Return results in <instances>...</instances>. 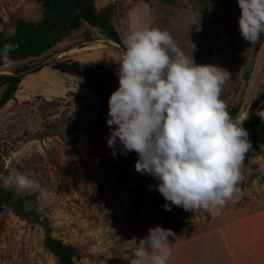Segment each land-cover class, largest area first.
<instances>
[{
  "label": "rangeland",
  "instance_id": "1",
  "mask_svg": "<svg viewBox=\"0 0 264 264\" xmlns=\"http://www.w3.org/2000/svg\"><path fill=\"white\" fill-rule=\"evenodd\" d=\"M94 2L97 8L115 5L113 23L121 43L83 22L50 51L0 65V74H15V69L27 64L41 67L23 71L14 97L0 108V181L13 169L36 173L54 193L49 202L38 205V212L50 223L54 237L78 247L81 257L76 264H130L139 241L150 228L162 226L165 213L148 207L149 194H139L135 164L123 167L129 153L124 154L119 141L115 149L108 146L109 126L100 133L91 124L98 114V101L84 78L59 72L52 61L77 60L101 73L118 75L128 33L145 25L168 30L197 65H215L230 73L221 98L232 117L248 112L250 119L259 117L255 113L264 107V97L252 106L264 94V40L256 50L258 41L253 45L241 36L238 0ZM18 17L40 19L41 4L38 0H0V31H14ZM3 89L0 84V95ZM76 111L80 114L76 128L66 122L56 129L47 127L51 119ZM256 140L259 150H249L248 164L243 163L242 194L218 214L171 205L184 223L173 231L175 237H169L174 250L168 264L233 263L231 250L222 248L219 226L235 223V217L257 209L264 214V126ZM44 239L41 224L26 221L9 207L0 208V264H56ZM260 244L264 246V241Z\"/></svg>",
  "mask_w": 264,
  "mask_h": 264
},
{
  "label": "clouds",
  "instance_id": "2",
  "mask_svg": "<svg viewBox=\"0 0 264 264\" xmlns=\"http://www.w3.org/2000/svg\"><path fill=\"white\" fill-rule=\"evenodd\" d=\"M241 36L253 45L264 33V0H238ZM125 51L118 71L119 87L109 98L107 144L117 141L125 155L136 152L135 169L159 183L164 208L219 213L238 198L245 180V154L251 148L243 123L232 117L221 98L230 73L215 65H197L168 30L145 25L123 39ZM18 45L5 43L0 60L11 63ZM264 120V107L255 113ZM115 156V151H113ZM0 187L16 196L36 194L37 203L49 202L54 193L35 172L13 169ZM151 187V186H149ZM26 210L31 204L25 203ZM139 241L130 264H168L175 237L171 229L150 228Z\"/></svg>",
  "mask_w": 264,
  "mask_h": 264
},
{
  "label": "trees",
  "instance_id": "3",
  "mask_svg": "<svg viewBox=\"0 0 264 264\" xmlns=\"http://www.w3.org/2000/svg\"><path fill=\"white\" fill-rule=\"evenodd\" d=\"M42 6V17L36 21H31L18 17L15 22L14 31H0V50L3 49L5 43L18 45L15 51L10 52V60H28L42 55L50 51L54 46L61 42L64 38L70 35L74 30L80 28L83 22H86L91 27L97 28L105 37L121 43L120 34L113 23L115 15V5L107 4L101 8H97L94 0H38ZM264 40V33H261L256 50L260 48ZM5 64L0 60V65ZM52 67L59 72L72 75H79L84 78V83L87 88L95 93L98 101V114L96 119L91 123L98 128V132L105 133L107 123L104 118H108L109 98L111 94L119 87V77L116 73L107 71L101 73L89 65L82 64L77 60H53ZM41 67L31 68L28 64L22 65L15 69V74H0V84L4 89L0 95V108H2L10 99H12L22 80L21 73L26 70L36 71ZM248 77V75H247ZM77 97H81L77 95ZM264 97V94L258 96L253 107L256 106ZM50 106H57V102H45ZM238 116L234 114L233 117ZM80 120V114L76 111L73 115L65 118L51 119L47 123L50 129H56L63 122L68 125L77 127L76 123ZM62 123V124H61ZM59 125V126H58ZM264 126V120L260 117H251L243 124V127L249 133V141L251 149L259 150V145L256 140L257 132ZM62 135V134H61ZM64 136V135H62ZM138 154L129 152L127 160L123 163L125 168L128 165L136 164ZM248 155L245 154L244 164H248ZM145 182V185L141 183ZM3 181H0L2 184ZM159 182L152 176L144 173L137 174V188L139 194H149L148 207H153L155 212L165 213V220L162 223V228L176 231L184 223L174 211H168L164 208L167 203L164 197L160 194L157 188ZM151 186V187H149ZM31 204V210H26L25 203ZM36 194L29 193L23 196H16L14 189H4L0 187V208L9 207L14 213L19 215L30 223H39L45 231L44 244L48 251L56 258V264H76L77 259L81 257V253L74 244L67 243L62 239L52 235V227L46 218H41L38 212ZM135 210L139 209L136 205Z\"/></svg>",
  "mask_w": 264,
  "mask_h": 264
},
{
  "label": "crops",
  "instance_id": "4",
  "mask_svg": "<svg viewBox=\"0 0 264 264\" xmlns=\"http://www.w3.org/2000/svg\"><path fill=\"white\" fill-rule=\"evenodd\" d=\"M263 215L262 210L257 209L243 217H235V223L226 222L219 226L223 236L222 248L232 252L231 264H264V246L260 244L261 240L264 241Z\"/></svg>",
  "mask_w": 264,
  "mask_h": 264
},
{
  "label": "bare ground",
  "instance_id": "5",
  "mask_svg": "<svg viewBox=\"0 0 264 264\" xmlns=\"http://www.w3.org/2000/svg\"><path fill=\"white\" fill-rule=\"evenodd\" d=\"M245 114H246L245 112H242L238 117L243 119L245 117Z\"/></svg>",
  "mask_w": 264,
  "mask_h": 264
}]
</instances>
